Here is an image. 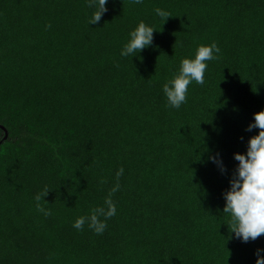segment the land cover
<instances>
[{
    "label": "trees",
    "instance_id": "1",
    "mask_svg": "<svg viewBox=\"0 0 264 264\" xmlns=\"http://www.w3.org/2000/svg\"><path fill=\"white\" fill-rule=\"evenodd\" d=\"M106 8L90 25L88 0H0V264H256L264 234L235 238L223 193L264 109V0ZM140 21L152 44L121 56ZM213 42L204 83L169 107L164 83Z\"/></svg>",
    "mask_w": 264,
    "mask_h": 264
},
{
    "label": "clouds",
    "instance_id": "2",
    "mask_svg": "<svg viewBox=\"0 0 264 264\" xmlns=\"http://www.w3.org/2000/svg\"><path fill=\"white\" fill-rule=\"evenodd\" d=\"M108 0H88L89 7L95 10L89 19V24H97L107 10ZM141 3L142 0H135ZM156 15L167 20L171 16L166 10L157 7ZM155 28L140 21L128 34V40L123 45L120 55L135 56L145 47L153 42V33ZM220 48L215 42L210 45H198L194 57H184L180 61L179 71L174 73L172 78L163 85V93L167 100V105L171 108H179L187 99L188 86L193 81L197 84L204 83V74L207 68V62L215 59ZM259 129L258 133L252 135L247 141L245 152L234 153V159L238 162L235 172L230 179V187L223 193L225 206L223 212L230 217V223L227 224L234 233L235 238L243 242L249 239L255 240L261 234H264V109L254 113V119L247 126V130ZM209 159L225 171L223 160L217 152L210 155ZM47 195V191L45 193ZM38 201L39 196L36 198ZM109 205L107 212L103 209H97L88 217L89 227L97 233L103 232L106 224L99 221L96 213H103L111 217L115 215L116 208L111 200H107ZM39 211H47L37 204ZM85 223V218H78L73 227L81 229ZM264 250L257 249L256 264H264Z\"/></svg>",
    "mask_w": 264,
    "mask_h": 264
},
{
    "label": "water",
    "instance_id": "3",
    "mask_svg": "<svg viewBox=\"0 0 264 264\" xmlns=\"http://www.w3.org/2000/svg\"><path fill=\"white\" fill-rule=\"evenodd\" d=\"M0 127L4 130L5 135L3 137V139H6L8 137V130L5 128V126H3L2 124H0Z\"/></svg>",
    "mask_w": 264,
    "mask_h": 264
}]
</instances>
